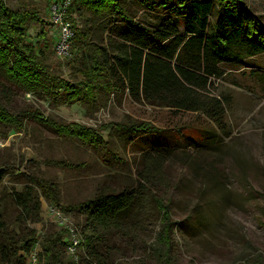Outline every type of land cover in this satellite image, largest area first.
I'll list each match as a JSON object with an SVG mask.
<instances>
[{"label": "rangeland", "instance_id": "374dc122", "mask_svg": "<svg viewBox=\"0 0 264 264\" xmlns=\"http://www.w3.org/2000/svg\"><path fill=\"white\" fill-rule=\"evenodd\" d=\"M3 1L13 10L33 12L50 23L53 0ZM124 2L137 23L153 25V14L135 0ZM243 2L264 24V0ZM65 18L75 32L82 29L81 19L70 8ZM122 26L105 32L94 28L91 39L107 46L109 38L125 32ZM49 28L50 24L44 25L50 70L64 80L80 79L72 51L76 37L69 49L71 59L61 60L55 56L56 38ZM39 29L30 23L27 30V43L36 49L44 43L37 42ZM248 84L232 69L215 81L211 90L226 97L228 105L223 131L208 139L211 127L203 118L137 103L127 95H110L95 105L56 104L41 92L26 93L0 81V104L10 113L36 110L46 119L94 130L111 141L130 168L129 179L123 181L119 170L102 165L98 151L60 136L34 117L22 121L21 132L0 123V169L5 173L0 189L21 191L25 185L35 190L40 201L39 222L9 225L17 235L21 230L35 231L31 257L14 264H42L44 244L52 245L55 264H264V97ZM128 121L151 122L161 132L131 140L110 134L109 124ZM151 163H155L151 188L138 197L120 227L100 233L101 240L93 238L89 249L78 246L71 252L72 237L81 243L82 237L97 234L72 206L95 194L120 193L123 182L138 181ZM45 185L52 186L58 205L45 199ZM151 191L168 206L173 224L167 249L157 243L161 213ZM15 215L12 209L10 222Z\"/></svg>", "mask_w": 264, "mask_h": 264}, {"label": "trees", "instance_id": "16d2710c", "mask_svg": "<svg viewBox=\"0 0 264 264\" xmlns=\"http://www.w3.org/2000/svg\"><path fill=\"white\" fill-rule=\"evenodd\" d=\"M135 1L153 14V25L137 23L124 9V0H73L70 13H75L82 24V29L75 32L72 50L76 76L80 79L68 81L50 70L46 52L50 48L44 29L49 23L33 12L13 10L0 0V81L26 93L41 92L56 104L95 105L105 102L110 95L117 98L127 95L137 103L203 114L218 130H223V103L211 95V79L219 76L217 64L230 59V50L234 46L256 41L259 46L262 44L259 49H264L262 21L243 0ZM30 23L40 26L37 42H44L42 49L27 43ZM118 24H123L125 32L115 35V39L109 38V45L100 46L91 39L92 29L105 32ZM31 117L48 125L60 136L98 151L106 169L119 170L123 181L129 179L128 162L114 151L111 141H104L94 130L46 119L36 110L10 113L0 104V123L17 132L23 128L22 121ZM108 128L110 134L129 140L161 132L160 128L146 121L112 123ZM214 136L210 134L208 139ZM154 164H149L140 173L138 181L123 182L126 185L120 193L95 194L72 206V210L84 216L97 232L82 237L79 248L89 249L93 238L101 240L100 233L120 227L134 210L138 197L151 188ZM4 176L0 169V182ZM42 193L48 202L58 205L52 186H43ZM150 194L161 213L157 243L167 249L173 225L168 206L152 191ZM12 209L16 215L10 222L8 217ZM39 215V197L31 187L24 185L21 191L0 189V264L24 263L27 256L31 257L35 231L32 229L26 233L21 230L17 235L9 225L28 221L37 223ZM40 259L42 264H55L52 245H43Z\"/></svg>", "mask_w": 264, "mask_h": 264}, {"label": "crops", "instance_id": "0c3cea01", "mask_svg": "<svg viewBox=\"0 0 264 264\" xmlns=\"http://www.w3.org/2000/svg\"><path fill=\"white\" fill-rule=\"evenodd\" d=\"M264 26V24H263ZM247 42V41H246ZM249 42V41H248ZM262 45V44H261ZM260 45V46H261ZM259 44L254 42H249L244 45L234 46L230 50V59L225 61H220L217 64L219 70V76L217 78H212L211 83L212 86L210 88L211 95L223 103L224 114L222 123L225 125V113H226V105H228V100L223 95L216 94L213 90V86L215 81H219L224 78L229 70L232 69V72L239 73V75L243 79H247L250 87H255L257 93L261 94L264 97V49H259ZM234 86V85H233ZM237 87V86H234ZM238 88V87H237ZM246 88V85L242 87ZM169 109L170 111L177 113H186L193 116H199L203 118L211 127V132L209 134L220 136V132L223 130H218L214 123L208 119L205 115L191 112L178 110L174 108L164 107Z\"/></svg>", "mask_w": 264, "mask_h": 264}, {"label": "built area", "instance_id": "2783aa9c", "mask_svg": "<svg viewBox=\"0 0 264 264\" xmlns=\"http://www.w3.org/2000/svg\"><path fill=\"white\" fill-rule=\"evenodd\" d=\"M73 0H53L49 8L51 36L56 38L54 45V53L58 59H71L70 45L75 37V30L68 19L65 18V13L72 5ZM59 216V214L57 213ZM80 245V240L72 237V245L69 250L74 252ZM74 254V253H72ZM35 264V263H34Z\"/></svg>", "mask_w": 264, "mask_h": 264}]
</instances>
